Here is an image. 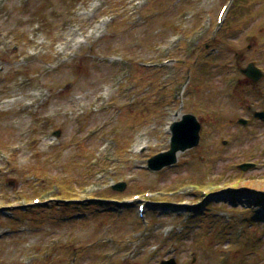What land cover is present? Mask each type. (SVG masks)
<instances>
[{
	"label": "rangeland",
	"instance_id": "1",
	"mask_svg": "<svg viewBox=\"0 0 264 264\" xmlns=\"http://www.w3.org/2000/svg\"><path fill=\"white\" fill-rule=\"evenodd\" d=\"M248 62L264 0H0V264H264ZM188 112L197 146L149 170Z\"/></svg>",
	"mask_w": 264,
	"mask_h": 264
},
{
	"label": "water",
	"instance_id": "2",
	"mask_svg": "<svg viewBox=\"0 0 264 264\" xmlns=\"http://www.w3.org/2000/svg\"><path fill=\"white\" fill-rule=\"evenodd\" d=\"M243 73L254 81L258 80L261 73L252 64H248ZM245 124L244 120H239ZM170 148L166 152L159 153L148 160V167L152 170H159L162 167L169 166L176 161V153L194 147L198 143L200 123L194 115L184 114L181 120L172 123L171 127ZM251 165H243L241 168L246 169ZM124 184H119L115 189L122 190ZM160 264H176L174 259L162 261Z\"/></svg>",
	"mask_w": 264,
	"mask_h": 264
},
{
	"label": "trees",
	"instance_id": "3",
	"mask_svg": "<svg viewBox=\"0 0 264 264\" xmlns=\"http://www.w3.org/2000/svg\"><path fill=\"white\" fill-rule=\"evenodd\" d=\"M260 201H258V204H264V196L259 198Z\"/></svg>",
	"mask_w": 264,
	"mask_h": 264
},
{
	"label": "bare ground",
	"instance_id": "4",
	"mask_svg": "<svg viewBox=\"0 0 264 264\" xmlns=\"http://www.w3.org/2000/svg\"><path fill=\"white\" fill-rule=\"evenodd\" d=\"M41 96V94L40 93H36V95H35V99L36 98H39ZM33 103V102H32Z\"/></svg>",
	"mask_w": 264,
	"mask_h": 264
},
{
	"label": "flooded vegetation",
	"instance_id": "5",
	"mask_svg": "<svg viewBox=\"0 0 264 264\" xmlns=\"http://www.w3.org/2000/svg\"><path fill=\"white\" fill-rule=\"evenodd\" d=\"M263 75H264V74H263ZM261 81H264V76H263V78H262V80H261ZM248 83H249V85H250V86L252 85V84H251L252 82H251V81H249V80H248Z\"/></svg>",
	"mask_w": 264,
	"mask_h": 264
}]
</instances>
